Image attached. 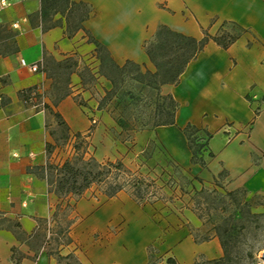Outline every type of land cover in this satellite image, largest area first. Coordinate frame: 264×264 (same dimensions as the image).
I'll list each match as a JSON object with an SVG mask.
<instances>
[{
  "label": "crops",
  "instance_id": "obj_1",
  "mask_svg": "<svg viewBox=\"0 0 264 264\" xmlns=\"http://www.w3.org/2000/svg\"><path fill=\"white\" fill-rule=\"evenodd\" d=\"M5 1L7 5L0 8V212L20 228L0 229V264H13V248L21 255L20 264H55L46 252L35 253L30 241L40 223L50 221L56 206L64 207L66 202L72 205L68 214L72 223L71 243L64 246L81 264H147L150 249L177 264H191L200 256L221 257L222 247L214 234L205 241L195 240L202 223L180 200L175 213L155 222L150 210L124 191L104 200L97 194L98 198L85 197L89 189L78 198L69 195L62 200L55 194L44 167L69 159L52 134L57 122L50 111L26 104L19 92L30 87L44 92L45 102L68 126V143L76 139L75 134L94 139L105 124L115 121L97 109L79 77L82 66L91 69L98 63L85 33L79 30L68 36L60 14L52 16L54 27L43 30L36 17L41 0ZM74 1L90 6L83 25L116 63L129 60L144 70L153 71L154 66L143 44L160 25L198 39L204 31L215 35L222 28L241 30L227 49L210 40L187 64L178 83L161 86L178 109L174 125L156 127L152 134L180 165L202 179L198 185H210L225 169L228 187L264 194V0ZM44 54L57 61L71 56L78 64L70 76L71 94L57 105L49 97L52 79L41 70L29 69L32 64L42 66ZM106 83L100 93L108 88ZM76 98L86 101L85 107ZM88 110L98 118L94 127ZM188 123L212 133L208 147L214 156L204 168L190 161L182 132ZM48 143L55 145L50 154Z\"/></svg>",
  "mask_w": 264,
  "mask_h": 264
},
{
  "label": "trees",
  "instance_id": "obj_2",
  "mask_svg": "<svg viewBox=\"0 0 264 264\" xmlns=\"http://www.w3.org/2000/svg\"><path fill=\"white\" fill-rule=\"evenodd\" d=\"M42 2L45 3L46 10H50V16L60 14L64 18L68 36H73L77 31L82 30L88 42L94 45L95 56L98 60L97 74L109 82V87L104 89L97 109L103 110L108 104L117 100L120 118L117 119V122L123 121L129 124L130 129L136 131L174 125L178 103L172 95L163 94L161 86L178 83L180 75L187 64L197 57L210 40L223 49H227L241 34V30L231 31L222 28L215 35L204 31L203 37L198 39L174 31L165 25H160L154 35L143 44L144 51L154 66L153 71L144 70L140 64L133 61L128 60L123 64L116 63L111 57L109 50L94 39L90 32L85 29L83 23L88 19L91 12L88 4L75 2L74 0H41ZM42 23L41 27L43 30L55 26L52 18L50 20H42ZM233 28L236 27L233 26ZM77 65L74 57L70 56L57 61L51 56L44 54L42 66L39 70L45 72L53 81V87L49 93L53 105H57L62 99L71 94L69 88L70 76L75 72ZM95 75L88 66H85L79 72L82 85L86 84L87 78L95 80ZM57 77L61 78L64 85L62 88H54V81ZM36 90L37 87L26 88L21 90L19 95L26 104H29L31 94ZM36 96L38 98L40 95L37 94ZM44 109L53 114L58 127L64 133L63 137L66 138L68 136V126L61 115L54 112L47 103L44 104ZM182 132L187 139L191 152V163L198 164L203 168L206 167L207 159L214 156L208 147L212 133L205 128L190 123L182 128ZM52 134L54 135V132ZM80 136V134H75V138H80ZM55 141L57 142L56 137ZM54 146L49 143L46 145L48 154L52 152ZM44 169L47 174L50 175L52 173L54 175L55 179L53 181H50L49 177H47L48 183L53 186L55 194L62 200L69 195L78 198L93 184H97L101 186L103 194L108 198L114 197L118 192L126 190L127 187H132L133 192L130 196L135 201H141L146 191L150 187H155L154 181L135 176L118 160L100 163L94 158L88 160L81 158L80 164H78L66 159L58 164L48 163ZM121 175L125 177L120 181L119 177ZM71 209L72 205L69 202H66L64 207L59 203L52 215V220L57 223L56 227L59 228L55 232V239L62 240L63 238L64 240L62 241L65 245L71 243L69 229L72 221L68 219ZM0 215L3 216L4 221L10 224L7 229L15 231L20 228L17 222L4 217L1 212ZM61 218L65 222L64 226L60 224L59 219ZM46 222L47 220H43L39 229H42ZM215 230L223 250V256L214 261L210 260L211 262L209 263L225 264L231 260L229 242L222 236L223 231L227 229L215 226ZM151 252L152 249H150V255ZM47 255L55 256L57 264H60L61 260L68 258H73L76 264H81L72 252H69L66 256L61 255L58 251L47 252ZM36 257L37 254L34 255V258ZM151 259L152 257L150 256L147 264H152ZM11 260L13 264H20L21 255L15 248L12 249ZM155 261V263L160 264L159 261ZM165 264L177 263L172 257H168L165 260Z\"/></svg>",
  "mask_w": 264,
  "mask_h": 264
},
{
  "label": "rangeland",
  "instance_id": "obj_3",
  "mask_svg": "<svg viewBox=\"0 0 264 264\" xmlns=\"http://www.w3.org/2000/svg\"><path fill=\"white\" fill-rule=\"evenodd\" d=\"M30 9L33 10L34 7ZM37 13L36 17L39 18L41 25H43L42 20L52 18L51 12L46 10L44 2L40 4ZM0 37H3L2 33ZM85 66H82L81 71ZM91 69L97 75L98 63ZM99 77L101 76L96 77L95 80L87 78L85 84L96 106L104 93V91L100 93L99 90L102 89L104 82H108L104 77L103 81L98 80ZM106 84L109 87V82ZM63 86L61 78L57 77L54 81V88H62ZM76 101L82 106L86 105V101L83 99L76 98ZM102 111L108 113L115 123L112 125L105 124L102 127V132L100 131L94 139H85L80 136V138L68 143L69 134L65 138L60 127L54 130V136L57 138L56 144L63 149L64 156H68L69 160L78 164H80L81 158L84 160L94 158L100 163L117 160L123 162V165L125 164L124 166L135 176L154 181L155 187H150L142 200L136 201V203L150 210L155 222H160L166 219L168 215L175 213L179 209L176 203L180 200L183 207L191 209L202 223V231L195 236L196 241H205L211 234L217 237L215 226L227 229L223 231L222 236L229 242L231 260L225 264L263 263L261 255L264 251V194L250 192L245 187H228V183H226L228 171L225 169L221 171V174H218L210 185H198L197 183L202 184V179L193 176L180 165L160 143L158 137H153L152 130L154 128L136 131L130 129L129 124L123 121L118 123L117 119L120 118L117 100L108 104ZM86 113L90 121L94 118L97 119L98 123L95 112L88 110ZM92 126L89 130L93 128ZM48 177L50 181L55 179L52 173ZM124 177L121 175L119 180H123ZM124 192L130 195L133 189L127 187ZM95 194L103 197V200L107 198L103 194L101 186L97 184H93L89 188L85 197L98 198ZM59 221L61 226H64L63 218ZM56 226L57 223L51 217V220H47L46 225H43L42 229L30 241L31 248L35 253L58 251L61 255L66 256L72 252L64 246L63 238L62 240L55 239V232L59 230ZM9 227L10 224L4 221L3 216L0 215V229ZM82 233L84 234V232ZM93 237L97 240L99 234L95 233ZM150 256L152 257V264H157L155 260L159 261L160 264H165V260L168 258L155 250H152ZM52 257L55 260L54 263L57 264L55 256ZM219 258L206 259L200 256L194 262L213 264L209 262ZM76 259L78 260L77 257ZM60 264L76 263L73 258H68L61 260Z\"/></svg>",
  "mask_w": 264,
  "mask_h": 264
},
{
  "label": "built area",
  "instance_id": "obj_4",
  "mask_svg": "<svg viewBox=\"0 0 264 264\" xmlns=\"http://www.w3.org/2000/svg\"><path fill=\"white\" fill-rule=\"evenodd\" d=\"M7 5V2L5 0H0V8L5 7ZM14 28H18V24L15 23L13 24ZM22 65H25V63L23 61H21ZM41 66H38L36 64H32L29 66V69L31 71H37L40 69ZM37 94H39L40 96L37 98ZM45 94L43 91H41L39 88H37V90L35 92H32L31 94V98L29 100V104H31L32 107H34L36 110H45L44 109V104L45 102ZM92 125L96 123V119L92 118L91 120Z\"/></svg>",
  "mask_w": 264,
  "mask_h": 264
},
{
  "label": "water",
  "instance_id": "obj_5",
  "mask_svg": "<svg viewBox=\"0 0 264 264\" xmlns=\"http://www.w3.org/2000/svg\"><path fill=\"white\" fill-rule=\"evenodd\" d=\"M261 258H262V261H263L262 264H264V251L262 252Z\"/></svg>",
  "mask_w": 264,
  "mask_h": 264
}]
</instances>
